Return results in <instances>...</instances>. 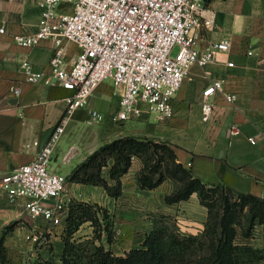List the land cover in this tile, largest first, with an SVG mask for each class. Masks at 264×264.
Here are the masks:
<instances>
[{
    "label": "crops",
    "instance_id": "crops-1",
    "mask_svg": "<svg viewBox=\"0 0 264 264\" xmlns=\"http://www.w3.org/2000/svg\"><path fill=\"white\" fill-rule=\"evenodd\" d=\"M203 15L213 16L214 24L201 25L195 45L203 50L227 38L230 48L219 51L205 66L194 62L174 98V112L158 116L145 113L135 119L115 121L111 113L118 108L119 92L111 78L103 80L85 107L77 108L56 143L51 169L67 176L63 206L52 218L32 217L26 208V196L11 202L0 190V243L6 254L4 264H63L64 233L68 200L78 198L104 205L113 220L115 236L109 242L106 231L102 242L117 254L143 246L145 236L163 215L173 217L183 232L204 230L208 207L197 191L187 199L168 202L166 195L177 188L172 177L152 187H142L137 174L141 157L132 162L122 178V193L116 197L104 185L71 180L69 175L102 143L118 136L165 141L176 160L193 175L210 184H222L236 192L264 197V0H205ZM36 0H0V170L9 171L36 158L37 153L64 113L67 96L73 90L61 84L32 82L22 68L27 58L38 70H49L54 42L51 38L36 45L18 43L15 34H31L39 23ZM67 57L77 54L76 42L66 40ZM233 61L230 65L228 62ZM212 79L222 81L210 98L213 109L208 119L202 110L203 91ZM19 84L22 93H11ZM227 94L233 95L229 100ZM101 110V122L88 124L89 108ZM237 124L240 132L233 134ZM256 135L253 143L249 136ZM38 141L36 143L35 141ZM192 161L191 165L188 162ZM112 161H110L111 163ZM102 174L110 183L109 166ZM55 205L56 199L46 202ZM243 241L264 248V222ZM258 231V232H257ZM94 227L87 221L76 235L92 236ZM37 234L39 239L30 238ZM260 234V237H256ZM0 264H2L0 260ZM257 264H264L262 258Z\"/></svg>",
    "mask_w": 264,
    "mask_h": 264
},
{
    "label": "built area",
    "instance_id": "built-area-1",
    "mask_svg": "<svg viewBox=\"0 0 264 264\" xmlns=\"http://www.w3.org/2000/svg\"><path fill=\"white\" fill-rule=\"evenodd\" d=\"M36 2L40 7L37 29L31 34H15L14 38L28 46L51 38L54 48L49 70L35 69L27 58L22 60V68L32 82L58 83L73 93L67 96L66 109L36 158L6 172L0 170V190L11 202L28 197L26 208L32 217L52 218L56 209L63 206L62 198L67 190V176L51 169L55 145L73 112L88 104L103 80L111 78L119 92L118 108L110 114L113 120L135 119L145 113L171 115L174 98L191 64L205 66L214 61L217 52L229 50L230 41L224 38L203 50L195 45L201 25L214 24L213 16L203 15L205 0ZM0 29L4 31V27ZM66 40L76 42L79 47L71 58L67 57ZM228 63L234 64L233 61ZM221 87V80L212 79L204 89V119L210 117L213 109L211 94ZM10 90L15 96L22 93L19 84H12ZM226 96L229 100L234 97ZM104 117L101 110L91 107L86 121L94 124ZM231 132L239 133V126L234 124ZM249 139L253 143L258 141L256 135ZM136 158L132 155V162ZM191 164L189 161L188 165ZM52 198L56 199V204H47ZM29 237L40 238L37 234Z\"/></svg>",
    "mask_w": 264,
    "mask_h": 264
},
{
    "label": "trees",
    "instance_id": "trees-1",
    "mask_svg": "<svg viewBox=\"0 0 264 264\" xmlns=\"http://www.w3.org/2000/svg\"><path fill=\"white\" fill-rule=\"evenodd\" d=\"M149 149L157 155L163 149L174 162L168 167V171L171 176L178 178L180 184L166 195L168 202L187 199L194 191L198 192L201 202L208 207L204 230L198 233L183 232L173 217L163 215L146 234L143 246L131 248L125 254H117L102 242L103 231H106L109 242L115 236L109 210L98 202L70 198L64 233L63 264H257L264 258V248L238 240L236 227L239 211L249 202H253L250 206L253 219L258 218V222H264V197L236 192L222 184L205 182L176 160L174 149L165 141L132 135L115 137L91 152L73 169L69 178L104 185L110 194L118 197L122 193V178L132 165V155L144 160V153ZM162 158L163 155L160 154L153 164L144 165L139 171L137 179L142 187L152 188L169 176L160 170ZM106 166H109V174L114 183H110L102 174ZM217 188L224 189L226 193L238 194L241 201L231 202L225 193L223 212L211 225L213 203L208 198L214 201ZM87 221L93 225L94 233L87 237L77 236V231ZM250 230L249 228L246 235H249ZM0 260L2 264L6 261L2 242Z\"/></svg>",
    "mask_w": 264,
    "mask_h": 264
},
{
    "label": "rangeland",
    "instance_id": "rangeland-1",
    "mask_svg": "<svg viewBox=\"0 0 264 264\" xmlns=\"http://www.w3.org/2000/svg\"><path fill=\"white\" fill-rule=\"evenodd\" d=\"M177 47L174 48V52L176 51ZM101 122V121H100ZM160 154L163 155L162 158V164L160 167V170L166 172L169 176L168 177H172L174 180H176L177 185L180 184L177 180L178 178L171 176L170 171H168V167L172 166L174 164L172 158H170L169 153H167L166 151H164L163 149H161L160 153H158V155L160 156ZM157 154H154V152L152 151V149L147 150L144 153V160H142L143 162V166L144 165H148V164H153L157 158H159ZM142 159V158H140ZM158 175V173H156V176ZM224 189L222 188H217V191L215 193V197L213 198L214 201H211V199L208 198V200L213 203V208H212V212H213V217L211 218L210 222L211 225L213 224L214 220L218 219V217L222 214L223 212V208L222 206H224V196H225ZM226 195H228L229 199L231 202L233 201H237L240 202L241 198L238 196V194L233 193V192H228L226 193ZM253 202H249L246 205H244L245 207L243 209H241L239 211V221L236 224L238 233H239V238L238 240L241 241L243 239V236H247L246 232L249 230V228L251 229L250 234L254 233L255 230L254 228L258 225V224H262V222H258V218L253 219V211L251 210L250 206H252ZM239 205V204H238ZM253 225V226H252ZM258 232V231H257ZM260 234H257L256 237H260Z\"/></svg>",
    "mask_w": 264,
    "mask_h": 264
}]
</instances>
